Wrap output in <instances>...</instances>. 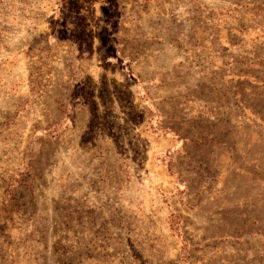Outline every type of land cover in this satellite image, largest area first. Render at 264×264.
Returning <instances> with one entry per match:
<instances>
[{"label": "rangeland", "instance_id": "rangeland-1", "mask_svg": "<svg viewBox=\"0 0 264 264\" xmlns=\"http://www.w3.org/2000/svg\"><path fill=\"white\" fill-rule=\"evenodd\" d=\"M0 264H264V0H0Z\"/></svg>", "mask_w": 264, "mask_h": 264}]
</instances>
